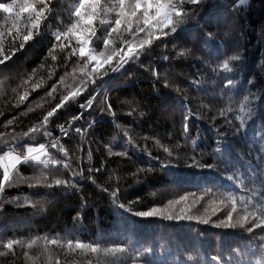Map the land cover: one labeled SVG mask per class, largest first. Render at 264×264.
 <instances>
[{
    "label": "trees",
    "instance_id": "trees-1",
    "mask_svg": "<svg viewBox=\"0 0 264 264\" xmlns=\"http://www.w3.org/2000/svg\"><path fill=\"white\" fill-rule=\"evenodd\" d=\"M77 2L51 0L47 20L23 49L22 36H10L7 26L0 37L5 54L15 51L0 65V155L24 156L28 146L44 144L47 162L21 163L0 197V264H217L214 258L219 264H264V227L248 233L251 223L243 229L221 225L233 203L227 194L235 197L234 219L244 207L241 196L264 204L257 195L264 193V0H205L175 35L154 40L138 59L106 75L92 73L94 62L79 57L74 38L54 40L74 20ZM103 18L114 21L115 13ZM97 36L92 47L98 52L104 31ZM112 39L119 48L115 33ZM234 54L242 58L225 72L223 61ZM227 79L233 84L226 88ZM74 91L77 96L63 101ZM244 95L254 110L236 135L221 112L238 126ZM93 97L91 108L81 109ZM57 104L63 106L42 126ZM182 105L193 113L187 136ZM82 111L61 136L59 126L68 129ZM33 127L40 130L29 132ZM216 128L227 133L220 153ZM192 157L213 167L193 166ZM168 161L171 166H161ZM230 175L240 178L230 181ZM57 179L70 186H56ZM153 208L151 217L134 214ZM168 209L172 219L160 215ZM249 212L260 214L251 205ZM69 239L126 251L105 257L69 249Z\"/></svg>",
    "mask_w": 264,
    "mask_h": 264
},
{
    "label": "snow or ice",
    "instance_id": "snow-or-ice-1",
    "mask_svg": "<svg viewBox=\"0 0 264 264\" xmlns=\"http://www.w3.org/2000/svg\"><path fill=\"white\" fill-rule=\"evenodd\" d=\"M205 0H78L75 5L72 16L74 20L71 22L70 26L66 31H63L54 36L56 42L61 41V36L68 40L72 38L75 39L76 45H78L79 57H87L89 61L94 62L92 67V73H99L103 70V74L106 75L108 71L116 72L123 68L127 63L134 59H138L140 55L146 51L153 44L154 40H158L161 37H167L169 34L175 35L178 30L187 23V21L193 15V12L198 10L196 6L204 3ZM240 4H244L245 0H239ZM51 0H11L10 3L0 2V13H4L3 25H0V37L4 35L3 27L7 26V31L10 36H22L23 43L19 44V49H23L25 43L33 39V30H36L37 34L40 31L41 24L43 21L47 20L48 14L51 11L50 8ZM193 6L191 9H186L184 6ZM115 13L114 21H109L103 17ZM104 31L105 38L103 40L104 50L98 51L92 47L96 40L98 39L97 33ZM116 34L120 42V47H115L116 40L112 39V34ZM143 34L141 36L140 34ZM159 33V35H157ZM125 34L131 36V39H125ZM210 35V34H209ZM62 47L68 48L70 44H61ZM56 47V43L53 44V48ZM17 49V50H19ZM75 48H73V53ZM183 54V53H181ZM15 55V51L11 54H5L4 49L0 47V65L5 64L11 57ZM239 54H234L229 56L223 61V70L225 72H232L233 67L230 66L231 62L241 60ZM55 59V57H53ZM165 60L168 59L167 56L164 57ZM115 61V63H113ZM108 66L105 68V66ZM249 83H253L252 80ZM233 81L227 79L225 87H231ZM167 83L165 87H167ZM78 92H71L69 96H64L63 101H67L69 97H75ZM255 96V94H251ZM25 97H21V101ZM95 97L89 99L86 104L80 105L81 109L87 111L92 106V100ZM243 100L245 103L240 105L239 111L243 115H236L235 120L238 122V126H233V122L229 119L230 113L221 112V116L227 121V124L231 126V130L234 134L239 135L241 132L246 130V123L244 116H248L251 119V113L253 112L252 101H250L249 95H244ZM248 105L247 111L245 112V105ZM63 105L57 104L55 108L47 112V115L43 117L41 122L42 126H46L49 118L53 117L58 109ZM186 108V115L184 117L183 130L184 135L187 136L189 133V120L192 118L193 113L191 109H188L186 105H182ZM108 110L111 111V105H108ZM131 114V113H130ZM83 116V111L71 119L68 129H65L63 125H60L61 136H67L68 131L75 124V121L81 119ZM9 124L12 121H8ZM94 123V122H93ZM213 127H215V118H213ZM40 129L33 127L29 132H37ZM78 133L81 129H75ZM219 132V137L215 141L217 147L215 149L216 153H220L223 148L221 145L227 137V133L216 128ZM28 135V133H25ZM45 135L50 136L51 133L47 132L45 127ZM50 147L56 148L57 142L53 140ZM46 151L45 145L40 144L38 147L28 146L27 155H15L12 156L11 153H4L0 155V168L2 171V178H0V197L3 196L6 187L12 185L15 181L14 173L16 172L18 166L21 163H26L28 161H36L41 164H46V161L41 160V155ZM63 151V150H62ZM164 151L168 153L171 157L172 153L164 148ZM65 155L67 153L65 152ZM5 156L8 157V163H4ZM194 164L193 166L208 167L212 168V165H201L195 157H192ZM259 159L264 163V155L259 156ZM252 161L249 159L248 161ZM54 163H59V161H54ZM65 167H70L68 164ZM162 167L171 166V162L162 163ZM100 169H96L99 171ZM91 171V170H90ZM138 171H144L140 169ZM151 171V169H148ZM242 175V174H240ZM73 179L76 173L73 171L71 173ZM230 181L237 180L240 176H228ZM65 187L70 186L69 181L55 180V185ZM31 186V185H30ZM53 185L49 184L48 187ZM116 192L114 191L112 195L115 197ZM257 195L264 196V193H257ZM181 200L186 199V197H181ZM227 199L233 201L231 211L228 212L226 216V221H221V225L228 228H245L246 224L251 223L250 227L246 228L248 233H253L256 229L264 227V204L258 201L256 204H252V200H246L243 196L240 198V203L244 205L240 209L239 214L234 219L233 213L237 212L235 197L232 194H227ZM19 198H16L18 202ZM178 203L170 201L169 204ZM257 207L260 210V214L257 216L249 212V206ZM120 208H124L123 204L119 205ZM130 211V209H129ZM136 216L140 217H151L157 214V209L153 208L146 212H135ZM167 219H172V211L168 209L160 213ZM252 215V221H249V216ZM191 218V217H188ZM205 223L208 221L205 220ZM52 244H56L57 240L52 239L49 241ZM13 243H18V241L10 242L5 245L8 249L13 247ZM67 246L69 249H80L82 252H91L93 254L103 253L105 257H116L117 253L123 254L126 249L120 246L113 247H101L100 244L92 243H82L79 239L73 240L69 239L67 241ZM219 264V258H214Z\"/></svg>",
    "mask_w": 264,
    "mask_h": 264
},
{
    "label": "crops",
    "instance_id": "crops-1",
    "mask_svg": "<svg viewBox=\"0 0 264 264\" xmlns=\"http://www.w3.org/2000/svg\"><path fill=\"white\" fill-rule=\"evenodd\" d=\"M12 156H15L16 154H11ZM4 163H8V157L6 156L5 157V159H4V161H3Z\"/></svg>",
    "mask_w": 264,
    "mask_h": 264
},
{
    "label": "rangeland",
    "instance_id": "rangeland-1",
    "mask_svg": "<svg viewBox=\"0 0 264 264\" xmlns=\"http://www.w3.org/2000/svg\"><path fill=\"white\" fill-rule=\"evenodd\" d=\"M45 155H46L45 153L41 155V160L43 159V157H44Z\"/></svg>",
    "mask_w": 264,
    "mask_h": 264
}]
</instances>
